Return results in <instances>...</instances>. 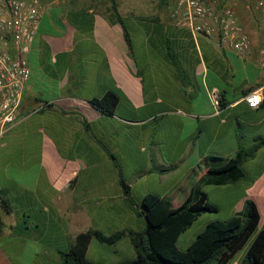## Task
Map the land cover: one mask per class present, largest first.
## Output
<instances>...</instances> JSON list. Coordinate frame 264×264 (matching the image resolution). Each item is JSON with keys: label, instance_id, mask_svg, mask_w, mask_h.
Returning a JSON list of instances; mask_svg holds the SVG:
<instances>
[{"label": "crops", "instance_id": "crops-1", "mask_svg": "<svg viewBox=\"0 0 264 264\" xmlns=\"http://www.w3.org/2000/svg\"><path fill=\"white\" fill-rule=\"evenodd\" d=\"M115 1L125 24L142 31L141 63L129 53L109 0L42 3L23 101L0 138V264H62L60 252L91 229L105 235L125 231L110 248L123 260L134 259L128 232H141L145 220L126 202L120 178L138 204L155 194L178 208L207 173V157L230 158L240 143L249 148L264 138V107L250 109L243 100L264 89V0L228 1L249 39L242 55L164 18L124 15ZM166 39L178 65L167 57ZM213 89L223 104L218 109L209 99ZM107 92L118 98L110 115L90 103ZM31 155L38 172L22 174ZM12 168L20 175H10ZM243 171L244 178L232 184L237 188L223 191L226 205L218 212L230 220L252 200L258 232L264 230V145ZM115 203L119 212L106 223ZM93 212L102 215L100 223ZM213 220L208 217L200 232ZM254 236L230 264H240Z\"/></svg>", "mask_w": 264, "mask_h": 264}, {"label": "trees", "instance_id": "trees-1", "mask_svg": "<svg viewBox=\"0 0 264 264\" xmlns=\"http://www.w3.org/2000/svg\"><path fill=\"white\" fill-rule=\"evenodd\" d=\"M109 2L111 14L122 25L125 42L129 53L132 54L130 31L117 11L116 1L109 0ZM164 46L171 63L178 65V56L174 53L170 40L166 39ZM262 95L261 106L264 107V89ZM90 103L103 114L110 115L118 104V98L114 93L107 92L100 98L91 99ZM222 106L220 101L219 108ZM85 127L88 128L86 123ZM263 145L264 138H260L249 148H245L240 143L237 152L230 158L207 157L204 160V164L209 167L207 173L192 187L189 196L178 208H173L170 200L155 194H148L138 204L130 196L129 186L120 178V186L126 202L136 215L144 218L145 227L141 232H128L136 253L135 258L113 264H230L253 235L255 236L240 264H264V230L257 232L260 216L252 200H246L241 212L232 219L227 221L216 219L209 222L187 248L180 249L177 245L179 237L197 218L206 213L219 211L218 205L209 201L207 194L202 190V185L221 186L242 180L243 164L254 158ZM110 156L115 160L112 154ZM1 205L3 209H9L5 202L2 201ZM1 226L0 219V229ZM124 235L125 231L105 235L94 229L80 233L66 251L60 252L61 262L62 264H101L86 258L91 240L94 238L100 243L112 246Z\"/></svg>", "mask_w": 264, "mask_h": 264}, {"label": "built area", "instance_id": "built-area-1", "mask_svg": "<svg viewBox=\"0 0 264 264\" xmlns=\"http://www.w3.org/2000/svg\"><path fill=\"white\" fill-rule=\"evenodd\" d=\"M228 1L176 0L172 18L192 35L215 38L220 45L242 55L249 49V39L236 18L233 4ZM43 11L39 0H0V138L17 119L31 74L28 55ZM209 99L218 109L221 97L217 89L209 92ZM243 100L250 109H258L263 97L253 91Z\"/></svg>", "mask_w": 264, "mask_h": 264}, {"label": "rangeland", "instance_id": "rangeland-1", "mask_svg": "<svg viewBox=\"0 0 264 264\" xmlns=\"http://www.w3.org/2000/svg\"><path fill=\"white\" fill-rule=\"evenodd\" d=\"M41 4L43 2L51 1V0H39ZM100 2H103V0H99ZM176 0H119L120 6L122 7V12L124 15L130 16V17H141V18H147V19H154L157 22L164 21L163 18L167 23H170L172 25H177L174 18H172L174 6H175ZM128 30L130 31L131 35V41L134 45L133 50V56L135 60L141 63L142 60V31L135 30V26L132 23H127ZM48 131L50 128L48 127ZM23 172V171H22ZM29 173V175H36L38 172V164L37 159L33 155L28 157V167L24 170V173ZM10 175L19 176L20 173L17 169L12 168L10 169ZM0 181L4 183V175L3 170L0 167ZM236 185H228L225 188L221 187H213L209 186L205 188V192L210 198V200H214L218 207L222 209L223 206L226 205L225 197L223 195V191L225 190H233L236 189ZM117 204H113L109 209H107V213H105V216L108 220H105L106 223H109L111 218H113L115 215H117V212H119V208L116 206ZM176 206V205H174ZM223 212V211H222ZM220 212L217 213H206L203 214L201 217L198 218V220H195L191 227L185 231L178 239L177 245L180 249H185L190 242H192L197 234L200 232V230L203 228V222H205L208 217L214 218V219H223L224 214ZM102 215L98 212H93V218L96 222L100 223L102 221ZM250 242V241H249ZM245 251V248L242 250V253ZM121 256H124L122 253H116L114 254L111 251L110 246L107 244H100V242H94L93 246L90 247L89 254L87 256L88 260L94 261L97 263L102 264H113L116 263L117 260H123L121 259ZM125 259V257H123Z\"/></svg>", "mask_w": 264, "mask_h": 264}]
</instances>
